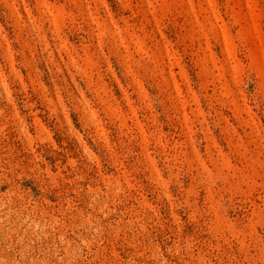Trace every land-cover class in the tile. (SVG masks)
I'll return each instance as SVG.
<instances>
[{"label": "rangeland", "instance_id": "374dc122", "mask_svg": "<svg viewBox=\"0 0 264 264\" xmlns=\"http://www.w3.org/2000/svg\"><path fill=\"white\" fill-rule=\"evenodd\" d=\"M0 264H264V0H0Z\"/></svg>", "mask_w": 264, "mask_h": 264}]
</instances>
